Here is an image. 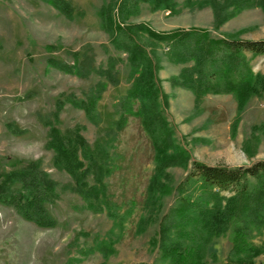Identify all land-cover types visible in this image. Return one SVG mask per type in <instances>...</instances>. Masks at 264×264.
<instances>
[{"label":"rangeland","instance_id":"rangeland-1","mask_svg":"<svg viewBox=\"0 0 264 264\" xmlns=\"http://www.w3.org/2000/svg\"><path fill=\"white\" fill-rule=\"evenodd\" d=\"M65 1L71 17L49 0H0V177L33 168L59 186L72 185L73 179L55 167L48 142L52 128L60 133L77 129L89 151L109 156L111 174L103 182L122 222L114 225L105 211H88L75 192L59 187L56 200L45 204L55 223L51 229H40L0 204V264H152L158 256L150 243L157 221L169 209L173 190L193 160L230 167L264 160V97H251L240 108L229 94L195 100L191 91L172 84L185 65L167 61V49L160 44L156 77L163 95L155 103L134 101L128 108L124 98L131 83L129 65L103 24L104 9L122 0ZM183 1L154 11L139 1L126 22L158 33L205 29L215 37L264 39L260 8L242 10L218 23L224 0L200 9ZM113 15L118 23L116 10ZM246 58L254 74L264 73V55ZM111 66L115 84L102 74ZM102 84L105 89L99 93ZM96 95L94 121L68 101ZM147 109L146 116L127 114ZM151 122L160 152L154 151L146 132L145 124ZM150 184L155 190L151 200ZM231 195L221 193L222 203ZM156 204L160 207L152 214ZM141 218L146 221L138 223ZM104 242L111 248L108 255L99 249ZM252 243L263 249L254 263L264 264V230ZM229 248L226 236L213 238L207 264H224Z\"/></svg>","mask_w":264,"mask_h":264},{"label":"trees","instance_id":"trees-1","mask_svg":"<svg viewBox=\"0 0 264 264\" xmlns=\"http://www.w3.org/2000/svg\"><path fill=\"white\" fill-rule=\"evenodd\" d=\"M139 1L149 3L152 11L174 5V0H122L117 4L114 1L104 9L103 24L112 35L111 43L114 49L126 55L129 65L131 83L124 98L128 108L134 101L155 103L162 97L156 77L161 62L157 54L160 44L167 49L164 53L167 61L185 65L173 78L172 84L191 91L195 100L208 94H229L240 108L251 97H264V73L254 74L246 60L247 55H264V39L215 37L205 29L158 33L142 24H127L128 17L136 13L135 6ZM49 2L60 13L71 17L68 2ZM183 4L196 9L210 4L217 6L214 0H184ZM251 8H260L264 12V0H224L218 23ZM225 9L230 11L223 15ZM113 10L117 11L118 23ZM58 67L66 72L73 71L65 64H58ZM111 70L112 66L102 74L111 77L110 81L115 84L110 76ZM104 89L102 84L98 92ZM97 98L96 95L88 96L86 102L78 99L68 101L82 108L87 118L94 121L97 117ZM146 112H149L148 109L132 110L127 114L146 116ZM145 127L154 151L160 152L155 138L157 128L152 122ZM49 134L48 145L54 154L53 163L73 179V184L59 186L41 170L23 169L0 177V204L13 208L23 220L40 229H51L55 223L45 204L56 200V189L59 187L75 192L88 211L95 214L105 211L114 225L122 222V215L117 214V205L106 194L103 182L111 174L110 162L107 163L109 156L98 149L89 151L77 129L60 133L52 128ZM170 164L167 162V165ZM14 183H18L20 188L12 189ZM151 187L150 184L149 191ZM149 191L151 200L155 190ZM225 192L232 195L222 203L221 193ZM156 206L149 213H155L160 205ZM144 221L141 218L138 223ZM156 226L150 243L156 248L158 256L152 264H207V247L218 236H226L230 245L224 264H255L253 259L263 251L252 243V239L264 230V160L242 167L209 165L193 160L183 180L173 190L169 209L159 217ZM99 249L103 255L111 252L109 243H102Z\"/></svg>","mask_w":264,"mask_h":264}]
</instances>
